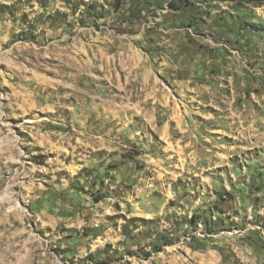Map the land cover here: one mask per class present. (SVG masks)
Here are the masks:
<instances>
[{"label": "rangeland", "instance_id": "rangeland-1", "mask_svg": "<svg viewBox=\"0 0 264 264\" xmlns=\"http://www.w3.org/2000/svg\"><path fill=\"white\" fill-rule=\"evenodd\" d=\"M0 264H264V0H0Z\"/></svg>", "mask_w": 264, "mask_h": 264}, {"label": "bare ground", "instance_id": "bare-ground-1", "mask_svg": "<svg viewBox=\"0 0 264 264\" xmlns=\"http://www.w3.org/2000/svg\"><path fill=\"white\" fill-rule=\"evenodd\" d=\"M18 209V208H17Z\"/></svg>", "mask_w": 264, "mask_h": 264}]
</instances>
